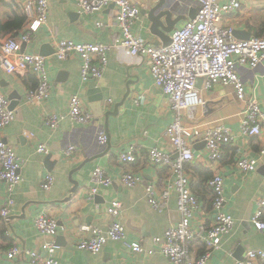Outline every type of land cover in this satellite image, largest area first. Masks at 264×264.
Listing matches in <instances>:
<instances>
[{"label": "crops", "instance_id": "0c3cea01", "mask_svg": "<svg viewBox=\"0 0 264 264\" xmlns=\"http://www.w3.org/2000/svg\"><path fill=\"white\" fill-rule=\"evenodd\" d=\"M219 1L227 3L229 0ZM27 2L0 0V25H5L14 15L24 14L26 17L23 8ZM48 2L47 23L32 36L29 43L24 44L23 52L40 55L41 50L46 57V72L51 86L49 97L40 104L26 103V93L37 85L35 77L30 73L7 75L0 69V92L10 103L16 104L15 120L0 132V140L14 149L22 163L21 181L13 191L11 212L7 220L0 218V264H28L26 251L46 258L48 254L42 246L49 241L58 247L55 257L60 264H170L158 253L149 257L126 247L127 242H138L149 249L152 238L162 236L180 218L174 192L162 213L153 210L145 197L146 187L154 188L155 196L159 197L173 181L167 167L152 166L147 160V152L153 147L167 153L172 151L164 137L172 121L169 101L154 86L145 60L132 58L120 46L108 52V63L100 80L82 82L79 59L57 60L54 44L66 39L75 43L111 45L114 39L120 37L119 29L112 24L113 7L93 14H81L76 0ZM163 10L171 13L176 21V30L190 20V16H195L197 3L193 0H166L165 6L156 14ZM28 19L26 17V23ZM224 20L233 28L236 39L247 40V34L250 38L263 37L264 0H242L241 8ZM98 23H103L104 27L98 28ZM160 23L167 26L164 17ZM150 29V20L140 15L133 28L134 34L155 47L167 45L166 41L162 43L152 35ZM21 32L22 29L2 32L0 38L17 37ZM237 71L244 84L245 101H238L230 89L219 85L205 90L203 80H198L196 88L203 104L182 115L183 123L194 127L196 132L191 142L194 159L185 165L184 170L191 192L200 203V209L191 220L195 229L207 228L214 221L211 192L207 187L213 172L205 165L203 131L223 124L235 135L234 142L223 149L217 167L224 180L223 212L233 218L234 230L222 237L209 264H235L248 250L264 249V231L256 230L251 222L256 201L264 193V155L259 153L261 140L238 133V123L249 100L257 102L264 113V61L254 70L241 66ZM92 89L99 92H92ZM99 95L102 100L97 105L93 100H97ZM139 95L145 97L141 105L135 104ZM71 96H78L83 101L84 109L94 120L81 126L65 117L56 129L47 127V116L66 115ZM115 110L116 114L106 121V114ZM99 131H105L108 136L105 146L97 142ZM39 144L46 146V155L37 152ZM70 146H75L76 150L70 158H66L64 152ZM129 148L135 150L136 162L121 163L119 153ZM175 157L171 154L172 159ZM242 158L255 160L256 170H239L236 163ZM97 167L104 169L112 183L108 187H99L97 194L89 200L87 192L91 186V174ZM125 172L139 176L140 183L132 188L124 186L120 176ZM48 174L53 177V186L44 191L41 183ZM72 182L78 185V192L70 202L62 203L74 187ZM6 196L5 186L0 181V208ZM113 201L122 205L117 221L125 228V241H108L95 255L79 250L77 244L85 237L80 232L82 226H95L103 231L111 226L114 220L106 210ZM40 214H46L57 222L54 238L44 236L34 228L33 220ZM14 245L21 250V254L9 260L5 252ZM192 249L196 255L201 253L198 242L193 244Z\"/></svg>", "mask_w": 264, "mask_h": 264}, {"label": "built area", "instance_id": "2783aa9c", "mask_svg": "<svg viewBox=\"0 0 264 264\" xmlns=\"http://www.w3.org/2000/svg\"><path fill=\"white\" fill-rule=\"evenodd\" d=\"M179 2L180 0H175ZM197 3L194 19L186 21L182 27L171 34V42L167 46L155 47L134 34L133 28L140 20V7L129 0H76V7L81 14H93L109 6L112 24L120 31V37L111 45L94 43H75L62 39L54 44V56L59 61L77 57L80 61V79L100 80L108 63V52L120 46L127 50L132 58L145 60L153 84L167 97L172 121L164 132V137L170 144L171 153L158 147L147 152L148 163L152 166L167 167L173 181L162 190L159 197L155 196L154 188H145L148 205L158 213H162L170 199L171 193L177 196V212L180 216L177 224L167 228L162 236L151 240V247L145 249L138 242H127L126 247L137 254L144 253L151 257L156 253L165 257L170 264H209L211 255L216 251L224 235L234 230L233 218L223 212L225 203L224 180L217 167L226 145L234 142V133L225 125L220 124L206 128L202 141L206 154L205 165L211 169L212 176L207 182L211 192L214 221L207 227L195 229L191 225L194 213L200 209L197 197L191 192L190 181L185 173V165L193 161L192 139L195 128L183 123L184 112L191 111L202 105L196 82L203 80V88L210 89L214 85L231 90L238 101H245L244 84L237 68L246 66L254 70L264 61V36L239 40L234 36L233 28L225 22V17L241 8L242 0H229L220 3L219 0H193ZM28 21L17 37L0 38V69L7 75L30 73L37 80V87L28 90L25 102L34 105L44 102L50 94V83L46 72V57L29 54L21 50L23 44L30 42L32 36L46 25L49 14L48 0H28L24 6ZM103 28V23L97 24ZM144 95L136 97L135 104L141 105ZM16 117L10 101L0 92V132L9 126ZM67 117L70 121L81 125H89L93 116L84 109V103L78 96H71L66 115L52 114L47 116L45 125L54 130L59 122ZM238 133L244 137H258L261 140L260 154L264 155V113L257 102L249 100L238 123ZM31 136V135H30ZM97 142L105 146L108 136L105 131H99ZM76 148L70 146L64 155L70 158ZM37 152L46 155L45 145L39 144ZM175 154V158H171ZM118 159L124 164H133L137 156L133 148L119 153ZM22 163L16 157L14 149L0 140V181L5 186L6 199L0 208V218L7 220L13 206V191L21 181ZM236 166L242 172L256 170V161L242 158ZM53 177L48 174L41 183V189L49 191L53 186ZM121 183L135 187L141 179L132 173L125 172L120 176ZM91 186L88 189V199L92 200L99 187H108L112 180L104 169L97 167L92 171ZM122 205L113 201L107 207V214L114 220L111 226L103 231L95 226H82L80 232L85 234L77 248L98 254L108 242L125 241V228L117 221ZM264 193L256 201V211L251 218L253 226L258 231H264ZM34 228L42 235L54 238L57 234V222L46 214H40L33 220ZM200 244L201 253L193 252V244ZM43 249L48 256L42 258L35 252L26 251L28 264H60L56 260L57 245L53 241L45 242ZM21 254L17 246H12L5 252L6 258L14 260ZM235 264H264V249L248 250L243 258Z\"/></svg>", "mask_w": 264, "mask_h": 264}, {"label": "water", "instance_id": "95a60500", "mask_svg": "<svg viewBox=\"0 0 264 264\" xmlns=\"http://www.w3.org/2000/svg\"><path fill=\"white\" fill-rule=\"evenodd\" d=\"M130 3H132L133 5H137L140 7V15L141 16H147V18L150 20L151 22V33L152 35L156 36L162 43L164 41L167 42V45L170 44L171 42V34L172 32L175 31V22L172 19L171 13L168 10H163L161 12H158L156 14V12L161 9L162 7L165 6L166 0H158L157 2H155L154 0H129ZM148 9V11H147ZM196 15V14H195ZM164 17L167 23V26L164 27L161 23H160V19ZM195 16H190V19H194ZM250 37L247 34V40ZM166 44L164 46H167ZM24 49V44L22 45L21 50L23 51ZM43 49H45L43 47ZM39 54L41 56H43L44 54L42 53L41 50H39ZM92 92H99V90L97 89H92ZM102 97L99 95V97L97 98V100H93V103H96L97 105L99 104V102H101ZM95 99V98H94ZM15 103L11 102L10 103V108L14 109L15 108ZM116 114V110L114 113L108 112L106 114V121H108V117L112 116ZM72 184L74 185L73 189L71 190L70 194L62 201V203L65 202H70L73 197L77 194L78 192V185L74 182H72ZM10 218V217H9Z\"/></svg>", "mask_w": 264, "mask_h": 264}, {"label": "trees", "instance_id": "16d2710c", "mask_svg": "<svg viewBox=\"0 0 264 264\" xmlns=\"http://www.w3.org/2000/svg\"><path fill=\"white\" fill-rule=\"evenodd\" d=\"M26 25V17L23 15H14L13 18H9V21L1 26L0 25V33H8L12 31H18L20 29H23ZM37 87V85H36ZM35 87V88H36ZM35 88H32L30 90H33Z\"/></svg>", "mask_w": 264, "mask_h": 264}]
</instances>
